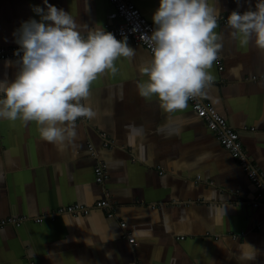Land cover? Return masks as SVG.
Returning a JSON list of instances; mask_svg holds the SVG:
<instances>
[{
    "label": "crops",
    "instance_id": "1",
    "mask_svg": "<svg viewBox=\"0 0 264 264\" xmlns=\"http://www.w3.org/2000/svg\"><path fill=\"white\" fill-rule=\"evenodd\" d=\"M131 1L153 23L160 0ZM209 2L229 13L254 9L256 0ZM48 3L87 29H105L112 10L108 0ZM33 6L45 7L43 0H0V46L18 45L13 34L21 24L40 20ZM218 25L224 46L210 70L214 85L202 97L238 131L264 177V53ZM128 44L136 55L116 61V76L93 82L86 103L97 117L78 120L65 147L44 141L35 122L0 119V218H29L0 227V264H264V208L251 205L252 185L189 102L168 113L156 97L139 96L136 84L147 80L139 67L150 55ZM19 59L0 60V81L15 78ZM96 159L107 167L103 185L94 179ZM104 188L112 217L92 207ZM73 203L91 210L55 214ZM120 220L136 246L122 237Z\"/></svg>",
    "mask_w": 264,
    "mask_h": 264
},
{
    "label": "clouds",
    "instance_id": "2",
    "mask_svg": "<svg viewBox=\"0 0 264 264\" xmlns=\"http://www.w3.org/2000/svg\"><path fill=\"white\" fill-rule=\"evenodd\" d=\"M43 2L45 7L33 6L40 20L23 22L13 34L19 71L12 81H0V119L35 122L44 141L63 148L76 137L78 119L97 117L86 103L93 82L116 76V61L136 52L126 37L118 40L102 27L82 28L71 13ZM219 16L209 0H160L155 27L145 35L150 58L139 67L147 77L136 84L140 97H156L160 108L172 113L207 94L215 81L210 70L224 46L216 31ZM226 23L241 46L264 53V0H256L254 9L231 11Z\"/></svg>",
    "mask_w": 264,
    "mask_h": 264
},
{
    "label": "built area",
    "instance_id": "3",
    "mask_svg": "<svg viewBox=\"0 0 264 264\" xmlns=\"http://www.w3.org/2000/svg\"><path fill=\"white\" fill-rule=\"evenodd\" d=\"M112 6V10L106 15V31L112 32L115 37L120 40L127 38L134 45H140L146 49L150 55L147 40L145 35L150 36L154 24L147 21L141 14L139 9L133 4L131 0H108ZM246 10H242L243 12ZM229 13H220L218 24L227 25L226 20ZM86 36V33H83ZM19 49V45L0 46V60L10 58H20L14 55ZM22 56V52H21ZM191 108L195 111L196 115L201 118L207 128L213 132L215 138L223 149L228 151L230 155L235 159L239 168L247 177L248 181L253 187V194L251 198V205L253 207L264 208V177L263 173L253 165L250 159L247 157L246 150L243 148L238 131L229 126L225 119L218 114L215 109L203 99V97H197L188 101ZM79 121H85L86 119L80 118ZM77 120V121H78ZM253 128H251L252 130ZM264 131V126L262 127ZM111 142L105 140L103 142L104 147H109ZM88 150L91 155L95 156V151L92 145H88ZM94 179L97 184L103 185L108 178L107 167L105 163L99 159H96V163L93 167ZM104 196L96 200L92 207L98 209H104L107 212L108 217H112L113 213L110 208V201L108 192L103 189ZM91 210V207L84 204L73 203L64 207L56 209L55 214H72V215H87ZM27 216H8L0 218V227L6 225H13L18 227L22 222L28 220ZM34 222H41L42 217L32 218ZM122 237L127 240L132 246H136V241L132 235V231L127 228L124 221H119ZM131 264H139L132 262Z\"/></svg>",
    "mask_w": 264,
    "mask_h": 264
},
{
    "label": "rangeland",
    "instance_id": "4",
    "mask_svg": "<svg viewBox=\"0 0 264 264\" xmlns=\"http://www.w3.org/2000/svg\"><path fill=\"white\" fill-rule=\"evenodd\" d=\"M106 212V210H104ZM106 216H107V212H106ZM108 217V216H107Z\"/></svg>",
    "mask_w": 264,
    "mask_h": 264
}]
</instances>
